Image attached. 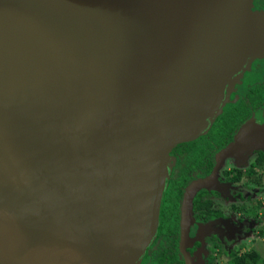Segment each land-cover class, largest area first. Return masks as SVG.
I'll return each mask as SVG.
<instances>
[{
    "label": "water",
    "instance_id": "1",
    "mask_svg": "<svg viewBox=\"0 0 264 264\" xmlns=\"http://www.w3.org/2000/svg\"><path fill=\"white\" fill-rule=\"evenodd\" d=\"M250 1L0 0V264L140 263L170 149L264 57Z\"/></svg>",
    "mask_w": 264,
    "mask_h": 264
},
{
    "label": "flooded vegetation",
    "instance_id": "2",
    "mask_svg": "<svg viewBox=\"0 0 264 264\" xmlns=\"http://www.w3.org/2000/svg\"><path fill=\"white\" fill-rule=\"evenodd\" d=\"M245 8L264 14V0ZM255 126H264V57L251 62L205 133L170 149L157 234L139 264H245L244 247L264 242V147L248 150L264 138Z\"/></svg>",
    "mask_w": 264,
    "mask_h": 264
},
{
    "label": "rangeland",
    "instance_id": "3",
    "mask_svg": "<svg viewBox=\"0 0 264 264\" xmlns=\"http://www.w3.org/2000/svg\"><path fill=\"white\" fill-rule=\"evenodd\" d=\"M251 124H247L244 126L243 130H247L248 127ZM250 128V127H249ZM253 129H256L257 127H252ZM251 130V129H250ZM263 136H264V126L260 127L259 130ZM239 140L241 141V143L244 146H247V141L244 140V138L242 136H239ZM263 142H264V138H263ZM239 153V152H238ZM246 253H251L249 258H246V263L245 264H264V242H260L257 246H252L251 244L248 245L247 247H244ZM222 264H226L227 260L226 258L221 259L220 261Z\"/></svg>",
    "mask_w": 264,
    "mask_h": 264
},
{
    "label": "trees",
    "instance_id": "4",
    "mask_svg": "<svg viewBox=\"0 0 264 264\" xmlns=\"http://www.w3.org/2000/svg\"><path fill=\"white\" fill-rule=\"evenodd\" d=\"M252 255V254H251ZM237 264H242V261L239 262V260L236 261Z\"/></svg>",
    "mask_w": 264,
    "mask_h": 264
}]
</instances>
